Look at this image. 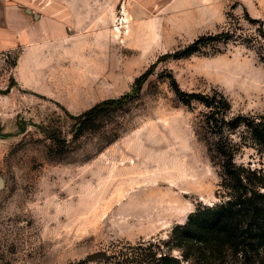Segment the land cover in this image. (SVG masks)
Segmentation results:
<instances>
[{
    "label": "rangeland",
    "instance_id": "374dc122",
    "mask_svg": "<svg viewBox=\"0 0 264 264\" xmlns=\"http://www.w3.org/2000/svg\"><path fill=\"white\" fill-rule=\"evenodd\" d=\"M46 1L33 0L39 14ZM102 1L98 102L131 93L124 107L84 125L81 113L12 85L19 49L0 52V264H111L118 244L164 239L198 204L223 199L207 150L218 137L173 81L190 94L223 93L232 115L264 113V0ZM222 32L224 41L172 55ZM229 136L240 143L237 164L264 170L243 128Z\"/></svg>",
    "mask_w": 264,
    "mask_h": 264
},
{
    "label": "trees",
    "instance_id": "16d2710c",
    "mask_svg": "<svg viewBox=\"0 0 264 264\" xmlns=\"http://www.w3.org/2000/svg\"><path fill=\"white\" fill-rule=\"evenodd\" d=\"M223 34L199 37L172 55L197 53L200 44L226 40ZM260 56L264 61V52ZM155 66L156 61L134 79L133 94L140 92ZM11 84L17 86L13 77ZM173 86L184 104L196 101L206 109L204 123L218 137L207 150L210 160L219 166L218 185L223 199L211 206L198 204L184 223L172 226L164 239L141 238L134 244H118L112 250L111 264H264V170L237 164L234 157L240 143L229 136L243 128L250 141L264 151V113L232 115L230 101L221 92L190 94L181 91L175 81ZM9 89L7 86L6 91ZM131 97V93H125L104 99L79 117L87 125L108 109L124 107Z\"/></svg>",
    "mask_w": 264,
    "mask_h": 264
},
{
    "label": "crops",
    "instance_id": "0c3cea01",
    "mask_svg": "<svg viewBox=\"0 0 264 264\" xmlns=\"http://www.w3.org/2000/svg\"><path fill=\"white\" fill-rule=\"evenodd\" d=\"M0 0V52L19 49L12 76L23 90L79 114L103 96L102 0ZM96 18L98 20L96 21Z\"/></svg>",
    "mask_w": 264,
    "mask_h": 264
},
{
    "label": "water",
    "instance_id": "95a60500",
    "mask_svg": "<svg viewBox=\"0 0 264 264\" xmlns=\"http://www.w3.org/2000/svg\"><path fill=\"white\" fill-rule=\"evenodd\" d=\"M208 205H212V204H208ZM99 256H102V254L101 253H98V254H95V255H91V256H88V258L87 259H93V258H95V257H99Z\"/></svg>",
    "mask_w": 264,
    "mask_h": 264
},
{
    "label": "bare ground",
    "instance_id": "6f19581e",
    "mask_svg": "<svg viewBox=\"0 0 264 264\" xmlns=\"http://www.w3.org/2000/svg\"><path fill=\"white\" fill-rule=\"evenodd\" d=\"M127 20V19H126ZM127 22V21H126Z\"/></svg>",
    "mask_w": 264,
    "mask_h": 264
}]
</instances>
